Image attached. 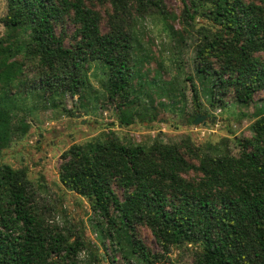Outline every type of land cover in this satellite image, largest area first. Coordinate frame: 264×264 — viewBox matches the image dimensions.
<instances>
[{
    "label": "trees",
    "instance_id": "16d2710c",
    "mask_svg": "<svg viewBox=\"0 0 264 264\" xmlns=\"http://www.w3.org/2000/svg\"><path fill=\"white\" fill-rule=\"evenodd\" d=\"M97 3L109 5L106 30ZM7 7L0 35V153L12 133L30 128L23 119L14 124L19 100L34 97L46 105L79 95L84 104L98 92L94 76L121 123H133L137 109L149 110L154 100L145 22L160 25L177 53L186 41L165 0H7ZM182 8L186 31L198 36L193 65L204 95L212 105L223 106L229 92L250 103L264 91V0H182ZM67 20L75 27L71 44L58 32ZM176 60L182 73L180 55ZM165 69L161 62L157 74ZM251 130V137L235 141L238 155L228 141L150 144L109 131L70 146L60 180L88 199L100 218L101 241L108 239L114 258L120 254L125 264L166 263L173 247L185 245L195 247L192 264H264V102ZM38 189L26 169L0 164V264H100L84 228L51 222ZM144 229L160 251L146 245Z\"/></svg>",
    "mask_w": 264,
    "mask_h": 264
},
{
    "label": "rangeland",
    "instance_id": "374dc122",
    "mask_svg": "<svg viewBox=\"0 0 264 264\" xmlns=\"http://www.w3.org/2000/svg\"><path fill=\"white\" fill-rule=\"evenodd\" d=\"M165 3L175 19V27L184 30L186 41L181 52L177 53L175 41H168L170 39L161 34L160 25L149 20L145 22L144 49L151 55L148 77L151 80L155 78L156 81L151 86L154 100L146 104L149 110L145 111L140 107L133 123H121L115 106L105 100L104 89L94 76L92 85L98 92L83 101L84 104L80 102L79 95H67L63 102H46V105L34 97L25 101L19 100V114L13 118L14 124L23 119L30 123V128L27 133H12L10 141L0 153V164L27 170L28 178L40 189L37 192L40 203L51 208L47 211L51 222L54 221L60 226L67 225L73 230L85 229L86 238L97 248L100 264L125 262L120 254H115L114 258L108 239L101 241L95 226L100 218L92 210L88 199L67 189L61 183L62 154L70 146L114 131L123 140L132 139L150 144L155 140L176 142L190 139L196 145L205 146L228 141L231 153L238 155L240 146L235 141H244L253 135L251 124L257 118V110L264 102V91L257 92L248 104H243L234 92H229L224 98L223 106L219 102L212 105L204 95L203 84L193 65L198 36L196 32L186 31L182 0H165ZM95 7L103 18L101 28L106 30L109 5L97 3ZM7 10V0H0V35L5 29L1 19ZM197 20L201 23L205 21L202 18ZM63 30L66 35L65 42L73 43L74 25L67 20L58 27L59 33ZM176 53L181 57L182 73L177 72ZM161 62L166 69L159 76L157 69ZM188 75L192 79L186 80ZM171 81L174 85L172 87ZM195 84L200 92L199 100L194 97ZM196 101L201 103L200 108L196 107ZM198 112L208 113L216 118L214 121L208 119L195 125L193 120ZM142 237L152 251L161 250L149 230L144 229ZM194 251L195 247L191 245L173 247L168 262L156 264H192Z\"/></svg>",
    "mask_w": 264,
    "mask_h": 264
},
{
    "label": "water",
    "instance_id": "95a60500",
    "mask_svg": "<svg viewBox=\"0 0 264 264\" xmlns=\"http://www.w3.org/2000/svg\"><path fill=\"white\" fill-rule=\"evenodd\" d=\"M215 118L216 117L212 116L211 114L198 112L193 120V124L198 125L201 122H206L208 119L214 121Z\"/></svg>",
    "mask_w": 264,
    "mask_h": 264
}]
</instances>
